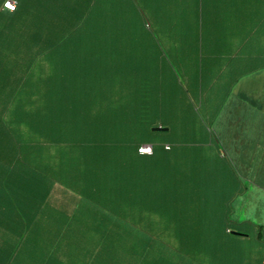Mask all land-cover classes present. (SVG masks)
I'll return each mask as SVG.
<instances>
[{"label":"trees","instance_id":"obj_1","mask_svg":"<svg viewBox=\"0 0 264 264\" xmlns=\"http://www.w3.org/2000/svg\"><path fill=\"white\" fill-rule=\"evenodd\" d=\"M16 1L0 5V264H202L171 239L205 204L201 152L171 129L187 71L137 22L164 0Z\"/></svg>","mask_w":264,"mask_h":264},{"label":"crops","instance_id":"obj_2","mask_svg":"<svg viewBox=\"0 0 264 264\" xmlns=\"http://www.w3.org/2000/svg\"><path fill=\"white\" fill-rule=\"evenodd\" d=\"M147 7L139 27L171 39V64L187 71L186 110L171 113L172 134L201 152L205 204L172 222L171 239L199 245L202 264H264V0H185L182 17Z\"/></svg>","mask_w":264,"mask_h":264},{"label":"rangeland","instance_id":"obj_3","mask_svg":"<svg viewBox=\"0 0 264 264\" xmlns=\"http://www.w3.org/2000/svg\"><path fill=\"white\" fill-rule=\"evenodd\" d=\"M179 1V0H177ZM176 0H164L162 2V8L160 9V16L161 17H182L183 16V12L184 10L182 9V6H178V8L176 7ZM125 19L126 23H128V26L130 25L131 22H127V20L131 21V19L133 17H120V19ZM132 26L135 28L136 30V25L134 23H131ZM131 26V25H130ZM133 34H137V31H134L132 32ZM161 41V44L163 45V48L167 51V52H170V42H171V39H167L165 37H160L159 39ZM191 155V159L194 158V155H196V153L194 154L193 151H190L189 152ZM193 153V154H192ZM190 159V161H192Z\"/></svg>","mask_w":264,"mask_h":264},{"label":"built area","instance_id":"obj_4","mask_svg":"<svg viewBox=\"0 0 264 264\" xmlns=\"http://www.w3.org/2000/svg\"><path fill=\"white\" fill-rule=\"evenodd\" d=\"M4 7L13 11L16 8V2L14 0H6L4 2ZM167 148H169V146H167ZM139 151L143 154H152L153 146L150 143H144L140 146Z\"/></svg>","mask_w":264,"mask_h":264},{"label":"water","instance_id":"obj_5","mask_svg":"<svg viewBox=\"0 0 264 264\" xmlns=\"http://www.w3.org/2000/svg\"><path fill=\"white\" fill-rule=\"evenodd\" d=\"M155 129H158V130H159V129H161V128H160V127H157V128H155Z\"/></svg>","mask_w":264,"mask_h":264}]
</instances>
